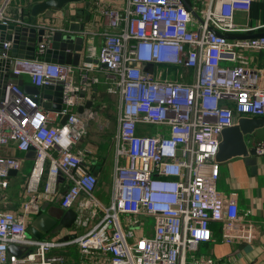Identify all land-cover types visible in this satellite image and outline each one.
Returning <instances> with one entry per match:
<instances>
[{
    "label": "built area",
    "instance_id": "1",
    "mask_svg": "<svg viewBox=\"0 0 264 264\" xmlns=\"http://www.w3.org/2000/svg\"><path fill=\"white\" fill-rule=\"evenodd\" d=\"M31 1L12 7V0H0V24L44 27L34 57H13L10 38L2 43L0 61L10 59V78L29 75L37 87L61 83L62 108L45 107L47 99L13 82L0 97V264H58L62 256L51 249L73 242L106 264H219L197 253L189 259L201 243L214 240L212 222L220 224L225 243L258 238V225L239 212L237 194L216 188L222 131L241 116L264 117V57H258L264 34L239 37L263 32L264 24L238 20L249 15L254 0H83L90 2L93 25L99 16L106 29L100 49L95 31H76L84 35L87 52L77 65L44 59L55 31H75L30 20L31 8L26 13L25 7L41 0ZM100 71L107 91L121 99L108 204L95 193L98 176L85 151H74L87 128L74 109L83 102L81 91L101 81L94 74ZM151 125L161 128L154 133ZM255 146L264 154V141ZM31 148L22 210H16L7 200L10 172L20 173L25 159L7 152ZM60 178L68 181L64 192ZM60 193V206L74 208L75 223L85 231L63 230L53 239L27 236L42 204ZM70 234L75 236L59 240ZM11 244L21 247L20 255L8 251Z\"/></svg>",
    "mask_w": 264,
    "mask_h": 264
},
{
    "label": "crops",
    "instance_id": "2",
    "mask_svg": "<svg viewBox=\"0 0 264 264\" xmlns=\"http://www.w3.org/2000/svg\"><path fill=\"white\" fill-rule=\"evenodd\" d=\"M83 5V2L74 5L72 11L69 12V16L65 15L63 9H48L44 13H40L35 20L38 23H44V21L48 20L52 23L58 22L63 26H69V22L72 21L74 15H76V9ZM239 19H245L246 22L251 25L264 24V0H254L249 15L247 17L239 15ZM92 20L93 17L91 15L90 20L87 21L86 29L96 32L94 45L97 49H100L103 44V32L106 26L104 24L101 25L100 31H97ZM262 31L264 32V30ZM81 53V57H86V51H81ZM258 57L262 61L264 53H259ZM261 61L260 63H262ZM96 73H102L104 75L103 80L94 83L90 90L84 91L85 96L84 98L82 97L83 102L74 109L78 114L83 116L85 121H87V119L90 120L86 134H84L79 143L75 146L74 151L77 153H83L85 151V162L98 176L97 196L102 198L106 196V194L111 197L113 189L115 166L117 162L114 146L117 148L116 135L118 131L121 99L118 93H110L107 91L105 72L100 71L94 74ZM22 77L25 86L33 85L29 75H24ZM88 101H92L91 107H86ZM81 106L83 107L82 111L79 110ZM111 106H113L115 110H111ZM105 130H111L110 134L113 133L110 139H108L109 135L105 133ZM109 140H112V147L110 145V147L108 146L106 148L107 145L105 146V144ZM246 140L249 145H255V143L258 144L264 141V126L256 130L249 136V139ZM111 148L113 150V155L109 160V150ZM86 150L88 152H86ZM7 154L24 157L25 171L28 169V166L31 165L32 167L33 158L27 155V152L15 151L7 152ZM257 155V172L255 174L252 172V168L245 163L243 157H233L224 162H219L220 174L216 183V188L226 196L231 193L237 194L239 212L243 217L251 218L258 225V238L248 243H225L222 240L220 224L212 222L211 228L213 230L214 240L211 241V245H208L209 242H205V245L208 247L210 246L209 253L207 255L197 254L196 258H212L219 264H264V154ZM92 160H95V162H92ZM121 161H123V159H121ZM18 175L19 173H16L12 177L11 185L7 192V200L10 207L16 210H22L24 197L22 195L23 188L21 186H23L22 184L25 183L26 180L20 184L21 179L20 177L18 178ZM59 183L61 191L64 192L68 186L67 181L60 178ZM60 195L61 193L56 197L60 198ZM217 224L219 226H217ZM63 234L64 233L61 232L60 236ZM74 244L78 246L76 242L68 243L52 248L50 253L62 256L61 263L63 264H106V261H104L102 257L84 253L82 250L81 251L85 254V262L83 258L79 259L78 256L74 259V254L68 250V247Z\"/></svg>",
    "mask_w": 264,
    "mask_h": 264
},
{
    "label": "water",
    "instance_id": "3",
    "mask_svg": "<svg viewBox=\"0 0 264 264\" xmlns=\"http://www.w3.org/2000/svg\"><path fill=\"white\" fill-rule=\"evenodd\" d=\"M81 0H41L35 2L31 7V15L37 17L40 13L48 9L60 10L68 3H80ZM189 5V3H187ZM90 2L85 1L84 5L76 9L74 21L69 22V28L74 30V33H63L60 30L54 32L50 37L51 44L45 50L44 59L49 62L66 63L77 65L81 60V51L84 46V35L77 34L76 31H84L87 26V21L90 20ZM45 33L44 27L35 26H14L0 24V53L2 51V43L4 39L14 38L11 55L13 57L33 58L38 42L43 38ZM264 32H258L248 35H240L239 37H254L263 35ZM229 38L233 36L228 35ZM89 60V58H86ZM5 64L4 69L7 71L4 75L0 72V77L3 78L0 82V97L4 95L5 87L8 82L19 84L26 91L37 94L38 98H45L43 105L47 108L60 110L62 108V90L61 83L47 84L42 87L35 85H24L23 77L19 76L16 79L9 77L10 59L0 61V64ZM2 65H0V68ZM149 68V66H148ZM25 86V87H24ZM81 96H85V92L81 91ZM49 100V101H48ZM92 101L86 103V107H91ZM82 111L83 107H79ZM68 116L62 119L65 123ZM264 126V117L258 116H241L237 119V123L227 127L222 131L221 142L217 153L218 162H224L233 157H243L245 163L252 168V172H257L258 155L255 145L247 143V137L251 136L256 130ZM27 155L32 158L35 156V150L31 148L27 151ZM11 175L17 172L12 170ZM77 213L74 208L61 211H45L41 209L33 220L30 222L27 232L29 237L42 239L45 235L58 236L63 230H70L75 224ZM74 234L64 235L59 238L61 241H66ZM10 253L21 254V247L16 244H11L8 247Z\"/></svg>",
    "mask_w": 264,
    "mask_h": 264
},
{
    "label": "rangeland",
    "instance_id": "4",
    "mask_svg": "<svg viewBox=\"0 0 264 264\" xmlns=\"http://www.w3.org/2000/svg\"><path fill=\"white\" fill-rule=\"evenodd\" d=\"M89 1H91V2H94V0H89ZM83 2V0L80 2V3H82ZM32 4V1L31 0H12V7H17V5H24V4ZM74 5H76V3H68V4H66L64 7H63V11L65 12V14H69V12H71L72 11V9H73V7H74ZM31 6L32 5H29V6H27V7H25V9H26V13L28 12V10H29V8H31ZM29 7V8H28ZM44 13V12H43ZM29 17H30V20H32V19H35L34 17H31V14H29L28 15ZM94 17V16H93ZM240 22H246V20L245 19H238ZM95 21H96V24L97 25H95V27H96V30L97 31H100V29H101V19H100V17L99 16H96V19H95ZM254 23H255V21H254ZM100 51V50H99ZM244 52H246V53H250V51L249 50H244ZM261 64V63H260ZM99 77H100V79L101 80H103V78H104V75L102 74V73H96ZM76 76H77V78H79V75H78V73L76 74ZM188 78V80H190L189 79V77H187ZM111 110H115V108L113 107V106H111ZM89 122H90V120L89 119H87V121H86V123H87V128L89 127ZM91 127H92V125H91ZM87 128H86V132H87ZM161 127L160 126H158V125H151L150 126V129L154 132V133H156L157 131H159V129H160ZM92 129V128H91ZM105 133L107 134V135H109V137H108V139H110V137L113 135V133L112 134H110L111 133V130H105ZM86 134V133H85ZM247 139H249V136H248V138ZM107 142H109V143H107ZM106 142V144H105V146H106V148L109 146L110 147V145H111V147H112V140H109V141H107ZM114 149H115V153H116V148H115V146H114ZM109 160H110V158H111V156L113 155V150H112V148L109 150ZM92 162H95V160H92ZM32 167H31V165L30 166H28V169L25 171V169L23 168V170L19 173V175H18V178L20 177V179H21V182H20V184H22L25 180H26V178L28 177V175H29V173H30V169H31ZM44 179H45V176H44V178H43V181H44ZM12 180V179H11ZM68 182V181H67ZM24 184V183H23ZM22 184V185H23ZM22 187V186H21ZM95 193H96V195H97V193H98V186H97V188H96V191H95ZM107 193V192H106ZM27 197V196H26ZM100 200L104 203V204H108L109 203V201H110V195H108V194H106V196H103L102 198H100ZM74 207H75V205H74ZM41 209H44L45 211H61V209H62V207L60 206V203H59V198H57L56 197V199H47L46 201H45V203L44 204H42V208ZM122 218V220L124 221V219H125V217L124 216H122L121 217ZM146 222H147V225L149 224V222H148V220H146ZM217 226H219L218 224H217ZM148 227H150V225L148 226ZM149 229V228H148ZM70 231L71 232H73L74 234H81V233H83L84 231H85V226H78L76 223L73 225V227L70 229ZM27 236H29V234L27 233ZM54 237H56V236H52V235H45L44 237H43V239H53ZM208 243V242H207ZM212 243H211V241L208 243V245H211ZM205 243H201L200 245H199V248H198V250L197 251H195V252H193V253H191L190 255H189V259H190V257H191V255L192 254H194V253H197V254H200V255H207L209 252V247L207 246V245H205ZM68 250H70V252L71 253H73L74 255H73V257H74V259L78 256V258L80 259V258H83V260H84V262H85V252L83 253L82 251H81V249L80 248H78V246L76 245V244H74V245H70L69 247H68ZM79 251H80V253H79ZM58 264H63V263H58Z\"/></svg>",
    "mask_w": 264,
    "mask_h": 264
},
{
    "label": "trees",
    "instance_id": "5",
    "mask_svg": "<svg viewBox=\"0 0 264 264\" xmlns=\"http://www.w3.org/2000/svg\"><path fill=\"white\" fill-rule=\"evenodd\" d=\"M262 30H264V28L260 29L259 31H262Z\"/></svg>",
    "mask_w": 264,
    "mask_h": 264
}]
</instances>
